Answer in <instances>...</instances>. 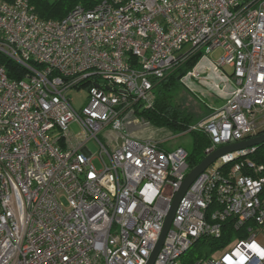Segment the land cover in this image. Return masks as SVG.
I'll return each instance as SVG.
<instances>
[{
    "label": "built area",
    "instance_id": "1",
    "mask_svg": "<svg viewBox=\"0 0 264 264\" xmlns=\"http://www.w3.org/2000/svg\"><path fill=\"white\" fill-rule=\"evenodd\" d=\"M199 49L222 50L213 64L229 67L232 83L223 104L179 132L206 134L207 155L258 132L264 0H100L58 19L39 17L28 0H0V53L22 70L10 77L0 65V264L146 263L188 151L161 146L174 135L155 141L130 129L157 81ZM82 86L76 108L68 91ZM104 129L114 136L102 141ZM254 149L219 156L193 180L152 264H177L228 220L246 235L195 264H264V174L246 171L262 166L237 161Z\"/></svg>",
    "mask_w": 264,
    "mask_h": 264
},
{
    "label": "trees",
    "instance_id": "2",
    "mask_svg": "<svg viewBox=\"0 0 264 264\" xmlns=\"http://www.w3.org/2000/svg\"><path fill=\"white\" fill-rule=\"evenodd\" d=\"M13 1V0H5ZM33 6L34 11L39 17L44 19H58L64 16L69 10L76 5L91 7L100 0H28ZM202 52L192 54L182 63H177L166 77L157 81L154 92L155 99L153 105L149 108L136 109L137 115L143 117L151 125L156 127H165L174 133L182 132L192 121L191 116L177 110L172 104V92L179 87L180 78L193 66L199 59ZM0 65L6 67L10 77L20 76L22 70L15 62L0 53ZM138 107V106H137ZM262 131H258L260 133ZM191 145L187 149V164L189 169L198 164L204 157V150L210 144L206 134L201 131H191ZM166 148L165 145H161ZM179 146V145H177ZM239 159H250L255 166L261 165V170L255 172L253 169L246 170L254 175L264 174V143L255 146L252 152L239 156ZM223 233L220 238L212 236H201L185 251L178 260L177 264H195L196 262L206 259L216 250L226 245L235 236H245L244 230L236 231L232 228L229 220L224 223Z\"/></svg>",
    "mask_w": 264,
    "mask_h": 264
},
{
    "label": "rangeland",
    "instance_id": "3",
    "mask_svg": "<svg viewBox=\"0 0 264 264\" xmlns=\"http://www.w3.org/2000/svg\"><path fill=\"white\" fill-rule=\"evenodd\" d=\"M196 52H202V55L190 70L180 78L179 87L172 92L173 106L177 110L184 112V114L190 115L192 119L190 123L201 119L212 111L213 108L223 104L228 99L232 89L230 76L228 77L222 69L216 68L213 64L214 60L221 55V49L213 51L199 49L183 56L179 63H182ZM87 93L88 89L86 86L73 87L68 91L71 102L76 108L83 105ZM253 117L257 122L258 131H260L264 125V115L260 110H255ZM80 130L81 127L77 122L69 124V132L72 135H77ZM130 132L139 138H149L155 141H161L174 135V137L163 142L165 146L175 147L180 145L188 149L191 145V136L188 133H174L165 127L153 126L141 116L139 117V121L130 129ZM112 135L113 132L110 129H104L99 134V138L105 141V139ZM87 147L92 155L95 156L93 162L99 167V161L96 158L99 151L98 143L91 139L87 142ZM257 238L264 244V234L258 235Z\"/></svg>",
    "mask_w": 264,
    "mask_h": 264
},
{
    "label": "water",
    "instance_id": "4",
    "mask_svg": "<svg viewBox=\"0 0 264 264\" xmlns=\"http://www.w3.org/2000/svg\"><path fill=\"white\" fill-rule=\"evenodd\" d=\"M264 143V131L257 133L256 135L252 136V137H248L239 141H234V142H230V143H226L224 145H221L215 149H213L210 153H208L207 155H205V157L198 163L196 164L194 167L190 168L188 170V172L186 173L185 177L183 178V180L181 181V184L178 188V190L176 191L170 207L167 211V214L165 216L164 219V223L162 226V230L159 234V237L157 239V241L155 242L153 249L146 261L145 264H152L157 253L159 252L165 236L167 234V231L171 225V221L172 218L174 216L175 213V209L182 197V195L184 194V192L186 191V189L189 187V185L193 182V180L204 170L206 169L212 162H214L219 156L230 153V152H235V151H239L242 149H246L252 146H257L259 144Z\"/></svg>",
    "mask_w": 264,
    "mask_h": 264
},
{
    "label": "crops",
    "instance_id": "5",
    "mask_svg": "<svg viewBox=\"0 0 264 264\" xmlns=\"http://www.w3.org/2000/svg\"><path fill=\"white\" fill-rule=\"evenodd\" d=\"M224 73H227V74H228V76H231V75H230V68H229V67H225V68H224ZM114 134H115V133H113V135H112V136H114ZM112 145H114V143H113V144H111V146H112Z\"/></svg>",
    "mask_w": 264,
    "mask_h": 264
}]
</instances>
